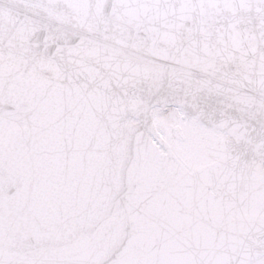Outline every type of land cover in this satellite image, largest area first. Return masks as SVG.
Wrapping results in <instances>:
<instances>
[{"label": "snow or ice", "instance_id": "6c2138e0", "mask_svg": "<svg viewBox=\"0 0 264 264\" xmlns=\"http://www.w3.org/2000/svg\"><path fill=\"white\" fill-rule=\"evenodd\" d=\"M0 264H264V0H0Z\"/></svg>", "mask_w": 264, "mask_h": 264}]
</instances>
